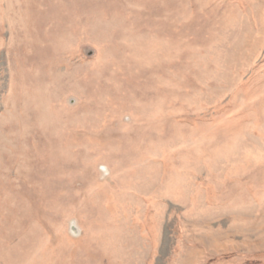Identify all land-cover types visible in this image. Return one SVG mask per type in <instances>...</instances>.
Returning a JSON list of instances; mask_svg holds the SVG:
<instances>
[{
	"label": "rangeland",
	"instance_id": "374dc122",
	"mask_svg": "<svg viewBox=\"0 0 264 264\" xmlns=\"http://www.w3.org/2000/svg\"><path fill=\"white\" fill-rule=\"evenodd\" d=\"M0 264H264V0H0Z\"/></svg>",
	"mask_w": 264,
	"mask_h": 264
},
{
	"label": "bare ground",
	"instance_id": "6f19581e",
	"mask_svg": "<svg viewBox=\"0 0 264 264\" xmlns=\"http://www.w3.org/2000/svg\"><path fill=\"white\" fill-rule=\"evenodd\" d=\"M71 230L75 231V226L74 225L71 226Z\"/></svg>",
	"mask_w": 264,
	"mask_h": 264
}]
</instances>
